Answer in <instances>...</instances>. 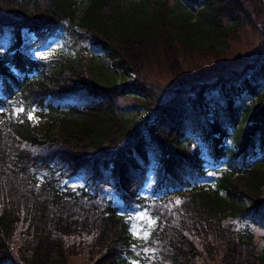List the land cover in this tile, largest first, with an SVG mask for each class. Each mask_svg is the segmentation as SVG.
<instances>
[{"label":"trees","instance_id":"1","mask_svg":"<svg viewBox=\"0 0 264 264\" xmlns=\"http://www.w3.org/2000/svg\"><path fill=\"white\" fill-rule=\"evenodd\" d=\"M184 1L2 0L0 35L13 40L0 54V264H132L140 210L159 217L149 264H264V246L235 225L264 222V0ZM247 30L256 47L242 68L185 75ZM25 32L40 44L63 33L70 52L32 59ZM155 74L171 79L164 90ZM216 88L225 105L209 118ZM120 92L143 98V121L124 114ZM194 125L203 145L185 144Z\"/></svg>","mask_w":264,"mask_h":264},{"label":"rangeland","instance_id":"2","mask_svg":"<svg viewBox=\"0 0 264 264\" xmlns=\"http://www.w3.org/2000/svg\"><path fill=\"white\" fill-rule=\"evenodd\" d=\"M186 2V0L184 1ZM2 4V0L0 1V5ZM186 4L189 7H195L192 4L186 2ZM13 40V34L7 30L3 32L0 36V54L4 53V51L9 47V45L12 43ZM256 43L254 41V35L252 31L247 30L245 33L240 37V40L237 42H233L230 46L229 52L225 56H221L216 59H206L202 60L200 62H190L189 67L190 70L187 67L184 68V73L187 77L189 76L194 80H203L207 81L208 79H211L219 74H224L226 76H230L233 72L237 71V69L242 68L245 65V61L248 59L252 51L255 49ZM23 50L25 53L30 55L33 58H39L43 57V55H47V57L58 54V53H69V49L67 46L66 38L63 36L62 33H60L58 36L50 38L45 44H39L37 41L35 42V36L32 34L24 33V45ZM91 54L96 57L97 61H102L107 66L111 67V60L107 57L106 52L101 47H94L91 48ZM115 70V69H114ZM118 74V73H117ZM120 76V74H118ZM132 78V77H131ZM152 78H154L158 85L152 84L153 87L152 90H161L165 89L167 85L170 84V78H163L158 77L155 75H152ZM121 80V79H120ZM214 80V79H213ZM128 82H132V79H128ZM121 90V89H120ZM119 90V91H120ZM166 92V91H164ZM153 94L156 93V91H152ZM262 93H264V87L262 89ZM207 94V101L208 103L205 106V115L206 117L213 118L216 114V106L217 104H220L221 106L225 105V95L219 91L218 88L212 89L209 92H206ZM118 104L123 106V112L124 114L130 118L135 119L137 121H143L147 115L148 110L141 104L142 100L139 96H134L131 93H119ZM136 97L138 98L136 100ZM210 99V100H208ZM249 98L244 97V104H247L249 102ZM254 103V102H253ZM21 106L13 105V114L16 115V110L20 108ZM23 107V106H22ZM24 108V107H23ZM25 109V108H24ZM34 112V120H38L40 117V111L37 108ZM30 110H25V112H29ZM170 121L161 127L160 133L163 135L167 131V127L169 126ZM197 127V125L192 126L190 131L187 133L185 138V144L190 145H203L202 138L199 135V130L193 128ZM157 146L155 143H151L150 149L148 150V156L151 159L150 164L151 166L155 167L156 160L154 159V154L156 152ZM230 159L226 158L224 159L223 163L228 164ZM230 167V166H228ZM52 175V173L50 174ZM154 171L151 170L150 172V179H153ZM211 179H208L207 182H210ZM68 184L72 186H80L83 185V181L81 179H71L68 181ZM149 185L144 188V192H148ZM112 197L115 198L113 194H111ZM263 199H264V188H263ZM147 215L148 217L154 219L156 221L154 227L150 230V236L147 240L143 239L145 245H139L143 242H139V244H136L135 246V255L132 257L133 261H138V264H149L148 262H144V259L149 258L151 260L153 258V251L149 248L147 241L150 239L152 232L157 226L158 218L153 216L149 211H138L136 213H133L131 215V231L133 233V224H137L139 227L143 228L145 222L143 220H136L134 217ZM258 220H244V221H235L236 228L242 232H250L256 243L258 244V247L262 248L264 246V222L260 223L257 222ZM138 240L142 241V238H139L135 236Z\"/></svg>","mask_w":264,"mask_h":264},{"label":"snow or ice","instance_id":"3","mask_svg":"<svg viewBox=\"0 0 264 264\" xmlns=\"http://www.w3.org/2000/svg\"><path fill=\"white\" fill-rule=\"evenodd\" d=\"M43 58L47 59L48 57L45 54V55H43ZM34 112H35V109H32L31 111H29L27 113V118L29 120H34L35 119ZM23 113H25V109L23 107L18 108L16 110L17 118H19V116L21 114H23ZM177 203H179V201H177ZM134 219L143 220L145 222V224H144L143 228L139 227L137 224H133L132 225L133 235L137 236L139 238L147 240L148 237L150 236V230L154 227L156 221L154 219L148 217L146 214L143 215V216L134 217ZM132 264H138V261H133Z\"/></svg>","mask_w":264,"mask_h":264}]
</instances>
